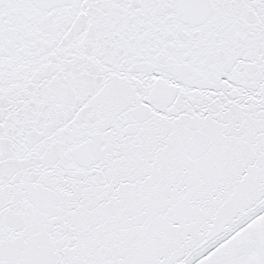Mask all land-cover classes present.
Listing matches in <instances>:
<instances>
[{
	"label": "snow or ice",
	"instance_id": "snow-or-ice-1",
	"mask_svg": "<svg viewBox=\"0 0 264 264\" xmlns=\"http://www.w3.org/2000/svg\"><path fill=\"white\" fill-rule=\"evenodd\" d=\"M0 264H264V0H0Z\"/></svg>",
	"mask_w": 264,
	"mask_h": 264
}]
</instances>
